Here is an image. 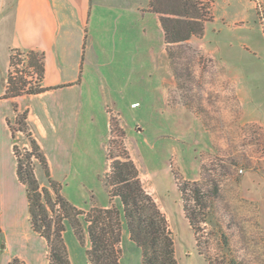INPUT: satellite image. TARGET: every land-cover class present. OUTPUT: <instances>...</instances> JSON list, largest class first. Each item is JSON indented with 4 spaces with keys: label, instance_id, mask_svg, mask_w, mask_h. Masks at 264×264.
I'll list each match as a JSON object with an SVG mask.
<instances>
[{
    "label": "rangeland",
    "instance_id": "rangeland-1",
    "mask_svg": "<svg viewBox=\"0 0 264 264\" xmlns=\"http://www.w3.org/2000/svg\"><path fill=\"white\" fill-rule=\"evenodd\" d=\"M202 2L206 9L187 25L203 23L201 36L173 45L153 36L150 55L136 54L130 93L94 101L93 122L81 118L74 135L77 173L59 182L61 193L84 211L109 206V155H129L169 222L178 264H264V31L253 0ZM7 28L0 20L1 70ZM9 75L28 89L37 86L27 57L10 66L7 83ZM225 81L240 91L231 100L222 91ZM15 106L9 125L24 158L31 147L19 119L27 110ZM32 163L46 186L40 163ZM112 203L122 211L118 198ZM122 223L120 264H142ZM64 239L73 264H90L87 235L80 242L67 223Z\"/></svg>",
    "mask_w": 264,
    "mask_h": 264
},
{
    "label": "crops",
    "instance_id": "crops-1",
    "mask_svg": "<svg viewBox=\"0 0 264 264\" xmlns=\"http://www.w3.org/2000/svg\"><path fill=\"white\" fill-rule=\"evenodd\" d=\"M0 20L8 22L0 69V264H10L14 257L48 264L47 241L32 230L26 187L17 174L9 125L13 103L27 110L28 126L47 157L52 178L69 182L77 173L72 166L74 135L81 118L93 122L94 101L130 93L137 52L150 55L153 36L166 43L165 32L150 0H1ZM12 50L45 54L41 86L48 91L4 97ZM223 85L227 100L240 92L232 88L235 84ZM102 111L106 118L104 105Z\"/></svg>",
    "mask_w": 264,
    "mask_h": 264
},
{
    "label": "trees",
    "instance_id": "trees-1",
    "mask_svg": "<svg viewBox=\"0 0 264 264\" xmlns=\"http://www.w3.org/2000/svg\"><path fill=\"white\" fill-rule=\"evenodd\" d=\"M150 1L154 12L161 16V25L168 45L185 42L203 34V23L197 24L198 28L191 26L189 29L187 26L192 24L189 18L198 19L200 11L206 9L203 0ZM21 57L28 58L29 68L36 74L37 86L28 89L26 83L15 82L9 75L5 98L48 91L41 86L45 74V54L12 50L10 66L15 65ZM14 108L17 112V106ZM27 119L28 112L25 111L19 119V131L29 139L31 150L25 149L24 158H19L21 153L15 142L17 174L20 182L26 187L32 230L47 241L49 264H71L64 239L67 223L72 226L80 242L83 243L85 236H88L90 248L87 256L90 264H120L123 220L131 241L141 250L142 264H178L169 222L153 194L145 188L139 170L129 155L121 159L109 155L111 167L105 187L110 205L103 208L93 206L88 211L78 209L62 195L61 183L52 178L47 157L29 130ZM12 134L15 140L13 131ZM33 159H36L44 170L47 181L44 187L34 175ZM181 191L183 192L184 188H181ZM116 198L120 200L122 211L112 203ZM185 212L188 215L186 207ZM188 218L193 224L192 219ZM10 264L27 263L19 257H14Z\"/></svg>",
    "mask_w": 264,
    "mask_h": 264
},
{
    "label": "built area",
    "instance_id": "built-area-1",
    "mask_svg": "<svg viewBox=\"0 0 264 264\" xmlns=\"http://www.w3.org/2000/svg\"><path fill=\"white\" fill-rule=\"evenodd\" d=\"M253 3L255 6L256 14L258 16V20L260 21V25L264 31V0H253ZM19 158H22V156L19 155Z\"/></svg>",
    "mask_w": 264,
    "mask_h": 264
}]
</instances>
